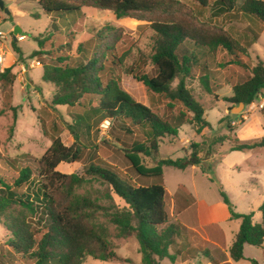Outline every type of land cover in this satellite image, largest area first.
Masks as SVG:
<instances>
[{
	"label": "trees",
	"instance_id": "trees-1",
	"mask_svg": "<svg viewBox=\"0 0 264 264\" xmlns=\"http://www.w3.org/2000/svg\"><path fill=\"white\" fill-rule=\"evenodd\" d=\"M37 3L44 14L57 17L81 12L84 8L110 11L117 18L138 14L165 17L151 22L155 33L151 61L156 74H141L136 79L143 83L151 95L164 98L168 109L173 111L176 105H181L186 112L191 113L198 132L211 128V125L204 119V108L187 86V79L198 71L200 81L212 93L207 68L210 57L222 51L230 57L223 64L246 69L249 73L243 82L232 86V97L224 101L248 106L264 88V62L257 58L249 67L243 60V57L249 58L251 44L241 43L224 29L199 23L195 16L188 15L191 20H181L178 17L182 15V9L178 2L37 0ZM201 4L205 6L206 1L201 0ZM217 6L220 14L239 7L241 13L264 23L263 0H243L240 6L237 0H217ZM35 17L38 18V15ZM137 17L138 20H144ZM113 31L114 28L107 26L98 32V44L91 57L86 62L76 64H72L70 57L71 41L64 46L46 50L47 46H53L50 43L52 36L43 39L31 36L38 45L31 58L46 55L52 60V63L44 65L42 76L44 83L55 87L50 102L52 107L79 106L84 112L73 113L72 122L67 126L74 138L71 146L64 145L61 138L56 137L41 158L21 164L12 184L0 177V216L11 235L7 246L26 258L29 264H83L87 257L109 263L134 264L130 259L118 255L107 240L105 229L96 220L101 210L115 226L118 238H134L138 241L143 264H159L166 258L175 262L170 249L175 244L181 226L172 222L165 203L163 167L178 170L193 166L202 168L204 160L200 145L193 144L189 155L176 160L160 158L161 141L168 136L178 135L179 127L186 123V112L177 115L175 126L150 107L137 102L122 88L120 79L112 73L123 66L127 54L117 56L115 40L108 41ZM12 47L18 60H22L21 48L16 42L12 43ZM14 80L12 68H6L0 74V82L5 87ZM176 81V86H173ZM10 109L15 111L12 106ZM106 120L110 123V140L102 139V142L120 147L137 180L123 177L116 168L103 162L91 163L85 169L88 179L69 171L81 160L83 150L88 148L82 139L89 138L93 128ZM131 127L140 129L145 140L126 141L125 137L130 139L134 135ZM217 142H222V138H216L212 144ZM262 147L264 137L248 142L237 138L230 151H251ZM149 159H154L156 163L150 164ZM88 180L108 185L111 193L124 205L119 207L113 204L107 209L86 196L78 195L76 190ZM154 180L158 183H152ZM23 186H26V191L19 194L17 189ZM219 192L231 219L241 222L229 247L230 258L238 262L244 259L246 245L263 247L264 202L259 208L262 223L258 224L253 222V212H235L222 185L219 186ZM106 197L112 200L110 194ZM14 207L21 208L22 212L15 213Z\"/></svg>",
	"mask_w": 264,
	"mask_h": 264
},
{
	"label": "rangeland",
	"instance_id": "rangeland-1",
	"mask_svg": "<svg viewBox=\"0 0 264 264\" xmlns=\"http://www.w3.org/2000/svg\"><path fill=\"white\" fill-rule=\"evenodd\" d=\"M3 1L5 8L11 14L7 15L0 10V31L6 34L0 42V55L4 54L5 57L4 64L0 65V74L6 68H12L15 80L7 87L0 82V177L10 184L18 176L21 164L25 165L41 158L56 137H60L64 145L71 146L74 138L67 126L72 122L73 113L84 112L79 106L74 108L57 106V109L52 107L50 102L55 87L42 81L43 67L52 63V60L46 55L31 58L32 52L38 49L32 35L40 36L42 39L53 37L50 42L53 46H47L46 50L64 46L71 41L70 57L72 64H76L86 62L91 57L98 44V32L107 26L114 28L115 31L111 32L108 41L115 40L118 57L127 54L123 66L112 73L120 79L122 88L137 102L150 107L175 126L177 115L186 112L181 105H176L173 111L168 109L164 98L151 95L143 83L136 79L141 74H156L151 61L155 39L151 22L165 17L156 14H138L128 18H117L110 11L93 8H84L81 12L57 17L44 14L37 0ZM172 1L178 2L181 6L182 15L178 17L181 20H191L188 15H192L199 23L226 30L243 44H253L249 48V58L243 57L249 67L257 57L264 62V23L241 13L239 7L226 14H220L217 0H205V6L201 4V0ZM237 2L240 6L243 0ZM35 15H38V18ZM137 16L144 20H138ZM16 26L25 34L22 41H16L23 53L22 60H18L12 47V43L15 42L13 37ZM73 33L75 35L71 36ZM256 35L257 40L254 38ZM229 58L222 51L210 57L207 68L212 93L208 92L200 81L198 71L187 79V86L204 108V119L210 123L211 128L198 132L197 125L192 121L193 115L186 112V123L179 127L178 135L168 136L160 143L161 159L176 160L189 155L192 145L198 143L204 160L202 168L189 167L186 170H178L169 166L163 167L165 203L172 221L176 219L172 193L183 186L195 196V209L198 212L200 209L198 228L209 226L214 218L225 234V244L222 248H218L205 242L197 233L184 232L170 249L177 259L176 264H183L185 260L195 256L204 259L202 253H208V257L214 256L219 260L224 252L228 251L227 248L239 231L241 222L231 219L229 209L220 196V185L227 193L235 212L240 214L253 212L256 214L254 222L258 224L262 222L259 208L264 202V148L238 152H231L230 148L237 138L248 142L264 137L261 128L257 129V126H264V97L260 95V93L264 94V88L250 105L238 111L234 110L235 116L232 117V109L238 105L226 102L224 99L232 97V86L243 82L249 73L246 69L223 64ZM34 60H38L41 66H33ZM176 84L177 81L173 86ZM10 106L14 107L15 111L10 109ZM109 126L105 128L101 123L93 128L89 138L82 139L88 148L83 150L81 160L69 171L88 179L84 173L85 169L91 163L103 162L116 168L123 177L137 180L129 162L119 150L120 147L108 146L102 142V139L110 140ZM228 126L231 128L229 129ZM131 129L134 135L130 139L125 137L126 141L145 140L146 137L140 129L134 127ZM252 133L253 136L241 139L243 135ZM216 138H222V142L212 144ZM12 162L16 164L13 165ZM149 163L155 164L156 161L149 159ZM152 183L158 182L154 180ZM17 191L19 194L24 193L26 186L18 188ZM76 193L90 198L107 209L113 204L119 207L124 205L111 193L108 185L97 180H88L76 190ZM107 194L112 196V200L106 197ZM14 210L15 213L22 212L19 207H14ZM96 220L105 229L107 240L118 255L130 259L134 264H143L136 239L118 238L115 226L104 216L102 210L98 211ZM10 238V233L3 225V217L0 216V264H29L26 258L17 255L7 246ZM185 242L189 246L184 245ZM83 264L120 263L103 262L87 257ZM159 264L175 263L166 258ZM192 264L201 263L195 261ZM236 264H264V253L260 248L246 246L244 259Z\"/></svg>",
	"mask_w": 264,
	"mask_h": 264
},
{
	"label": "crops",
	"instance_id": "crops-1",
	"mask_svg": "<svg viewBox=\"0 0 264 264\" xmlns=\"http://www.w3.org/2000/svg\"><path fill=\"white\" fill-rule=\"evenodd\" d=\"M257 39H258V37H257ZM257 58H259V57H257ZM260 95L262 97H264L263 93L262 94L260 93ZM257 127H258L257 129L261 128V130L264 132V126H257ZM248 136H253V133L251 135H247V134L243 135V137H241V139H245ZM262 148H264V147H262ZM193 167H197V166H193ZM172 195H173V208H174V212L176 214V219H175V221H172V222L177 223L181 226L179 234L175 238V243H176L177 238L181 237L184 232H187L188 234L197 233L202 237V239L205 242L210 243V244H212L218 248H222V245L225 244L224 243L225 234H224V231L218 226L217 221L214 218L210 221L209 226L204 227V228H198L199 227L198 221H199V217H200V215H199L200 209H199V212L195 209V205H196L195 196L192 193H189L187 190H185L183 186L178 187L177 190L172 193ZM173 215H174V213H173ZM261 217H262V214H261ZM255 218H256V214H254L253 222L255 221ZM184 245L189 246V244H186V242L184 243ZM246 246H248V245H246ZM246 246L244 247V254L246 251ZM229 247L227 248L228 251L224 252L225 254L222 255V257L219 258V260L214 258V256L208 257V253H205V254L202 253V255H204V257H203L204 259H202V257H200V256H195V257H192L190 259L185 260V262H183V264H185V263L192 264L195 261H199L201 264H212V262H215V264H236L237 262L233 261L230 258ZM260 249L264 253V244H263V247ZM177 253H179V252H177ZM170 254L172 255L171 252H170ZM176 260L177 259L175 258V262H174L175 264L177 263ZM254 261L257 262L256 260H254Z\"/></svg>",
	"mask_w": 264,
	"mask_h": 264
},
{
	"label": "water",
	"instance_id": "water-1",
	"mask_svg": "<svg viewBox=\"0 0 264 264\" xmlns=\"http://www.w3.org/2000/svg\"><path fill=\"white\" fill-rule=\"evenodd\" d=\"M0 10H2V11H4V13L5 14H7V15H10L11 13L9 12V10L8 9H6L5 8V6H4V1L3 0H0ZM17 35H25L24 33H22V30H21V28L20 27H18V26H16L15 28H14V37H13V39H14V41L16 42L17 41ZM244 104L243 103H240L238 106H236L235 108H233L232 109V117H234L235 116V112H234V110H240V109H242V108H244Z\"/></svg>",
	"mask_w": 264,
	"mask_h": 264
},
{
	"label": "built area",
	"instance_id": "built-area-1",
	"mask_svg": "<svg viewBox=\"0 0 264 264\" xmlns=\"http://www.w3.org/2000/svg\"><path fill=\"white\" fill-rule=\"evenodd\" d=\"M0 24H1V20H0ZM5 37H6V34L4 32H2V31H0V42ZM23 39H24L23 35H17V41H22ZM4 62H5V57H4V54H2V55H0V65H3ZM32 63H33L32 65L35 66V67H40L41 66V64H40V62L38 60H34ZM108 126H109V121H107V120L104 121L103 122V127L108 128Z\"/></svg>",
	"mask_w": 264,
	"mask_h": 264
}]
</instances>
